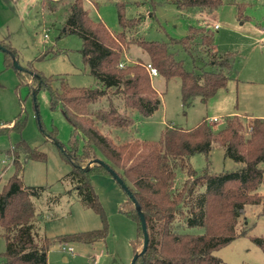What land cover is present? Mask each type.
Listing matches in <instances>:
<instances>
[{
    "label": "trees",
    "instance_id": "16d2710c",
    "mask_svg": "<svg viewBox=\"0 0 264 264\" xmlns=\"http://www.w3.org/2000/svg\"><path fill=\"white\" fill-rule=\"evenodd\" d=\"M146 1L151 14L159 4L168 1L175 2L181 10L188 7L214 10L222 5V0ZM70 12L66 32L74 31L82 37L83 62L97 79L96 85L72 86L61 74L45 76L27 68L18 70L14 66L18 53L0 41L7 64L33 77L37 89L47 90L52 106L60 105L72 124L68 146L58 142L62 144L64 159L72 163L65 178L71 180L81 202L94 209L103 222L102 228L63 236L62 241L95 243L106 240L109 235L106 213L91 175L111 174L98 162L85 169L89 162L100 158L131 190L147 225H160V238L154 240L150 233L149 246L138 256L136 264H227L215 252L238 236L236 225L245 206L263 199L258 190L264 184V118L244 120L235 114L228 116L219 130L206 118L192 128L169 123L158 140L131 138L124 142L115 141L100 126L126 130L135 123L134 111L149 117L158 110L162 100L153 84L149 65L166 81L180 80L182 103L186 108L198 97L207 102L220 89L227 88L238 74L235 65L238 54L217 48L215 30L208 23L190 26L183 37L158 41L133 33L142 17L128 18L124 4L118 5L121 28L117 32L111 31L104 21L94 19L84 8L83 0L72 1ZM132 44L139 45L148 58L127 60L126 48ZM46 56L43 53L38 60ZM22 81L29 84L26 78ZM26 120L23 113L8 122L0 118V134L21 133ZM57 135L54 126L47 137L56 140ZM213 143L223 146L225 155L242 166L217 173L210 162L201 171L187 163L188 157L195 153H205L208 157ZM7 154L13 157L14 172L0 189V225L6 240L3 263L48 264L53 241L47 236L40 238L36 231L34 196L39 195L38 188L28 189L22 181L24 163L30 159L45 161L47 154L23 139L8 149ZM177 167L187 172L180 187L176 185ZM127 196L120 210L138 225V236L132 242L135 244L143 238L142 225L133 199L128 193ZM192 227H202L204 232L186 230ZM253 239L264 252V237Z\"/></svg>",
    "mask_w": 264,
    "mask_h": 264
},
{
    "label": "rangeland",
    "instance_id": "374dc122",
    "mask_svg": "<svg viewBox=\"0 0 264 264\" xmlns=\"http://www.w3.org/2000/svg\"><path fill=\"white\" fill-rule=\"evenodd\" d=\"M72 1L0 0V41L16 50V59L25 69L39 71L45 76L61 74L72 86L96 85L97 79L83 62L82 37L74 31L66 32ZM121 4L125 5L128 18L142 17L133 33L147 40L180 38L188 33L190 26L210 24L216 33L217 48L238 54L235 62L238 74L229 81L227 88L220 89L207 102L198 97L186 108L182 103L179 79L166 81L160 76L153 77L162 100L158 110L149 117L134 111L135 123L126 130L100 126L106 135L118 142L131 138L158 140L169 123L192 128L206 118L215 130H219L226 118L235 114H240L244 120L264 118V0H222V5L214 10L200 7L181 10L175 2L168 1L159 4L152 14L146 0H83L90 15L104 21L113 32L121 28L118 20V5ZM43 53L47 56L38 60ZM125 54L127 60L148 58L137 44L128 46ZM5 58L6 53L0 46V118L8 122L23 113L27 120L21 133L0 134V189L14 172L13 157L7 150L22 139L30 146H37L47 158L45 161L27 160L22 181L28 189L38 188L39 195L34 196L36 231L40 238L47 236L53 241L48 251V264H131L135 252L142 249L143 238L132 244L138 236V225L120 210L128 196L111 175H91L107 217L109 235L106 240L95 243L62 241L63 236L102 228L103 222L94 209L81 202L71 180L65 178L72 163L64 159L62 144L58 142L68 146L72 124L60 105L52 106L47 90H37L33 77L17 72ZM24 78L30 85L22 81ZM35 90L37 100L34 99ZM54 126L58 130L56 140L47 137ZM209 162L217 173L242 166L226 156L225 148L218 143L212 144L208 157L205 153H195L188 157L187 163L201 171ZM176 169V185L180 187L187 172L180 167ZM258 191L263 199L245 206L236 225L238 236L215 252L227 264H264V252L253 239L264 237V184ZM186 230L204 232L202 227ZM148 231L154 240L160 238V225L151 224ZM4 232L0 225V264H4L2 253L6 249Z\"/></svg>",
    "mask_w": 264,
    "mask_h": 264
},
{
    "label": "water",
    "instance_id": "95a60500",
    "mask_svg": "<svg viewBox=\"0 0 264 264\" xmlns=\"http://www.w3.org/2000/svg\"><path fill=\"white\" fill-rule=\"evenodd\" d=\"M14 66L18 69V70H25V68L19 64V62L17 61V59H14ZM39 90V89H37ZM37 90L33 91L34 94V99L37 100ZM93 162H98L100 164H102L103 166H105L110 174L112 175L113 178H115V180L122 186V188L129 194V196L133 199L135 205H136V209L138 211L139 217H140V221H141V225H142V232H143V246L142 249L140 251L135 252L134 257L132 259L131 264H136V260L138 258V256L142 253H144L148 246H149V231H148V225H147V221L145 218V215L143 213V211L141 210L140 206L138 205V203L135 201V198L131 192V190L128 188V186L125 184V182L123 181V179L116 173L115 170H113L106 162H104L102 159L97 158L92 162H89L88 165L85 167V169H88L91 164Z\"/></svg>",
    "mask_w": 264,
    "mask_h": 264
},
{
    "label": "built area",
    "instance_id": "2783aa9c",
    "mask_svg": "<svg viewBox=\"0 0 264 264\" xmlns=\"http://www.w3.org/2000/svg\"><path fill=\"white\" fill-rule=\"evenodd\" d=\"M216 28H217V25H216ZM262 34L264 36V26L262 27ZM120 66H123V63H120ZM148 67H149L150 74H151L152 77L158 76V70L155 67H152L151 65H149ZM213 120L216 121L217 118H213ZM70 250H73V247L72 246H70Z\"/></svg>",
    "mask_w": 264,
    "mask_h": 264
},
{
    "label": "crops",
    "instance_id": "0c3cea01",
    "mask_svg": "<svg viewBox=\"0 0 264 264\" xmlns=\"http://www.w3.org/2000/svg\"><path fill=\"white\" fill-rule=\"evenodd\" d=\"M215 27H216V24H215ZM238 115H240V114H238ZM250 117V116H249ZM214 118H216V117H214Z\"/></svg>",
    "mask_w": 264,
    "mask_h": 264
}]
</instances>
